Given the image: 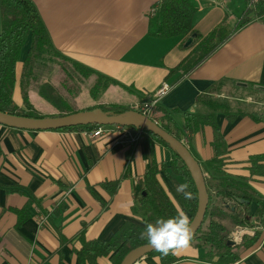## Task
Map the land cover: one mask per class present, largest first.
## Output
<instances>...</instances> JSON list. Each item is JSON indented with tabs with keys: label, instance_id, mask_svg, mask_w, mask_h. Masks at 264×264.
Here are the masks:
<instances>
[{
	"label": "crops",
	"instance_id": "crops-1",
	"mask_svg": "<svg viewBox=\"0 0 264 264\" xmlns=\"http://www.w3.org/2000/svg\"><path fill=\"white\" fill-rule=\"evenodd\" d=\"M30 1L60 56L112 80L105 89L104 104L131 109L165 84L169 90L154 108L190 112L195 97L212 85L220 93L233 87L258 89L257 105L241 110L245 116L228 122L217 114L215 120L226 146L225 173L247 178L249 187L264 197V183L248 173V159L264 156V15L248 13L244 25L174 84L178 73L168 71L186 56L194 41L185 46L188 36L148 34L149 23L157 24L156 10L153 15L149 11L159 0ZM247 1L189 0L195 8L193 31L203 37L220 25L233 28ZM25 53L14 66L11 99L18 108H24L18 78ZM47 76L43 74L42 80ZM31 93V101L36 98L49 113L50 107ZM90 98L84 99V107ZM252 114L256 119L246 116ZM157 116L154 111L149 118ZM175 121L179 125L178 117ZM212 139V130L203 127L184 140L202 163L211 157ZM167 157L154 141L129 144L115 134L88 138L79 130L24 131L0 125V264H76L78 234L87 241H107L124 222H138L130 212L141 190L138 181L151 162L167 161ZM157 179L172 205L181 210L177 187L163 174ZM111 181H117V187L110 197L99 185ZM249 209L252 213L255 205ZM252 231L259 233L257 243L234 264H264V225ZM173 256L176 260L171 264H212L202 260L203 250L194 243ZM94 264L109 263L107 258H97ZM139 264H159V260L145 256Z\"/></svg>",
	"mask_w": 264,
	"mask_h": 264
},
{
	"label": "trees",
	"instance_id": "trees-1",
	"mask_svg": "<svg viewBox=\"0 0 264 264\" xmlns=\"http://www.w3.org/2000/svg\"><path fill=\"white\" fill-rule=\"evenodd\" d=\"M194 11V6L188 0H162L156 9L157 24L149 23L148 34L153 37L193 36L194 42L190 51L174 68L168 71V74L178 73L174 84L244 25L248 20L246 18L248 13L256 16L264 15V0L256 2L251 7H246L242 18L233 28L220 25L203 37L192 29L191 17ZM24 50L26 53L21 62L18 78L24 108H18L12 102L11 95L15 83L14 66ZM47 60L52 64L55 62L57 66H50V71L45 73L48 76L37 82L35 89L31 90L29 82H31L30 76L33 69L37 66L42 68L41 65ZM37 75L39 74L33 73L36 78H38ZM92 76L94 80L89 88L88 96L94 99L99 89L105 90L113 84L112 80L60 56L51 46L30 0H0V112L19 117L45 118L60 117L95 108L109 114H121L129 110L124 105L116 104H93L79 109L77 107L79 96L76 91L80 92L84 88L82 84ZM29 91L34 92L50 107L49 113L39 114L31 109L27 98ZM218 96L217 85H212L206 92L195 97L190 112H179L176 109L165 110L156 106L154 111L158 113V116L151 117V119L161 130L181 142L194 159L186 140L200 132L203 127H209L212 130L211 157L202 163L197 162L203 177L208 202L202 223L194 234L192 243L203 250V261L212 264H234L242 252L257 243L259 233L254 231L251 236L243 235L237 245L228 246L226 242L229 231L224 223L227 222L233 229L260 228L264 225V197L249 187L247 178H233L225 173L226 146L219 133L215 117L217 114H222L229 122L237 115L245 116V114L241 110L234 112ZM246 116L256 119L255 114ZM177 117L180 120L179 125L175 121ZM96 127L88 125L51 131L87 132ZM141 141H154L161 145L167 152L168 160L159 163L151 162L138 181L141 190L130 208L131 215L138 222H124L107 241H87L81 234H78L80 248L75 251L76 264H94L97 258H107L109 264H119L129 251L148 244L146 239L141 238L147 223H155L160 218L175 217L180 213H186L190 219L193 218L197 203L196 190L182 162L166 144L152 134L142 130L138 142ZM248 164L249 177L256 176L264 183V156L249 158ZM160 174L168 177L177 188L180 184L176 183L170 175L181 180L182 183L189 184L188 191L192 192V199H185L184 195L178 192L181 210H177L162 191L157 179ZM99 186L111 197L116 190L117 181L103 182ZM89 191L97 199L91 188ZM252 204L255 205V210L249 213L248 208ZM24 217L25 215L20 216L16 225ZM146 256L157 257L159 264H171L176 260L171 253L164 256L158 251H152Z\"/></svg>",
	"mask_w": 264,
	"mask_h": 264
},
{
	"label": "water",
	"instance_id": "water-1",
	"mask_svg": "<svg viewBox=\"0 0 264 264\" xmlns=\"http://www.w3.org/2000/svg\"><path fill=\"white\" fill-rule=\"evenodd\" d=\"M192 39L193 36H189L185 41V46H188ZM0 125L24 131H51L88 125L120 126L146 131L166 144L184 165L196 190L197 196L195 214L191 219L194 234L202 223L208 202V196L205 191L203 177L197 161L191 156L181 142L161 130L153 120L136 111L128 110L121 114H109L108 112H103L100 109L95 108L92 110L78 111L60 117L45 118L19 117L0 112ZM226 245L234 246L235 244L234 242L227 240ZM152 251L156 250L149 244L139 246L129 251L119 264H133L136 260L145 257L146 254Z\"/></svg>",
	"mask_w": 264,
	"mask_h": 264
},
{
	"label": "clouds",
	"instance_id": "clouds-1",
	"mask_svg": "<svg viewBox=\"0 0 264 264\" xmlns=\"http://www.w3.org/2000/svg\"><path fill=\"white\" fill-rule=\"evenodd\" d=\"M189 184L182 183L177 191L185 199H192V192L188 191ZM148 244L162 255H178L192 246L194 232L192 221L186 213H180L168 219L160 218L155 223H147L145 231L141 234Z\"/></svg>",
	"mask_w": 264,
	"mask_h": 264
},
{
	"label": "rangeland",
	"instance_id": "rangeland-1",
	"mask_svg": "<svg viewBox=\"0 0 264 264\" xmlns=\"http://www.w3.org/2000/svg\"><path fill=\"white\" fill-rule=\"evenodd\" d=\"M41 66H42V68L40 66H37L32 71L33 73L35 72V73H38L39 75H37L38 78H36V76H33V73L30 76L31 82H29V86H30L31 90H34L36 87L35 84H37V82H40L42 80V78H40V77H42L41 75L48 73L50 71L49 70L50 66L55 67L57 65L55 62H53V64H52L51 61L47 60V61H44L43 65H41ZM32 78H33V80H32ZM91 82H92V79L86 80L85 83L82 84V85H84V88L81 89L80 92L76 91L78 96H79L78 101H77V107L79 109L84 108V105H85L84 99L87 97L88 91H90L89 88L92 86ZM104 92H105V90L99 89L98 94L95 96L94 100L90 98L89 101L86 102V106L93 105V104L94 105L104 104V100H103V96L105 95ZM106 92L109 94L108 90H106ZM259 92L260 91L258 89H255V88L252 89L251 87H247V88L233 87L230 90L225 91V92L220 93V91H219L218 98L221 101L225 102L228 106H230V108H232L234 111H237L238 109L248 110L247 108L251 109V107H254L255 105H257L256 102H254V101L259 100V98L257 99V96H258L257 94H259ZM29 93H30V95H28V99H29V101H31V98L33 97V95H31V94H33V93H31V92H29ZM79 100H81V101H79ZM31 102H33L32 104H33V106H35L34 109L37 111V113H39V114L44 113L45 114L46 108H44L41 104L37 103L36 98L34 101H31ZM104 105H107V104H104ZM248 210H250V212H251V209L248 208ZM224 225L229 231L227 237L229 236L230 233H232L235 230H242L241 237L243 235L251 236L253 234L252 229H254V228L233 229V228H230V226L227 222H225ZM241 237H240V240H241ZM240 240H239V242H240Z\"/></svg>",
	"mask_w": 264,
	"mask_h": 264
},
{
	"label": "built area",
	"instance_id": "built-area-1",
	"mask_svg": "<svg viewBox=\"0 0 264 264\" xmlns=\"http://www.w3.org/2000/svg\"><path fill=\"white\" fill-rule=\"evenodd\" d=\"M162 0H159L155 8L150 9L149 14L153 15L155 10L157 9L158 4ZM189 1V0H188ZM191 2H197L201 0H190ZM203 1H209L214 2L215 0H203ZM261 0H248L247 1V7L253 6L256 2ZM169 90V87L165 84L161 85L158 90L153 94L152 98H149L134 107H132L129 110H133L138 112L139 114L149 118L152 114V111L154 109V106L160 100L161 97H163ZM88 138H96L102 135L106 134H115L117 137H119L121 140L125 141L129 144H134L138 142V140L141 137V130L129 128V127H120V126H97L95 129L83 132ZM242 235V230H235L232 233L229 234L227 237V240H230L234 242V244L238 243L240 240V237ZM238 241V242H237ZM144 258V257H142ZM136 260L133 264H139L140 260Z\"/></svg>",
	"mask_w": 264,
	"mask_h": 264
}]
</instances>
